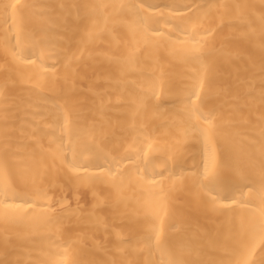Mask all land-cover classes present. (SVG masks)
Instances as JSON below:
<instances>
[{"label":"bare ground","instance_id":"1","mask_svg":"<svg viewBox=\"0 0 264 264\" xmlns=\"http://www.w3.org/2000/svg\"><path fill=\"white\" fill-rule=\"evenodd\" d=\"M0 264H264V0H0Z\"/></svg>","mask_w":264,"mask_h":264}]
</instances>
